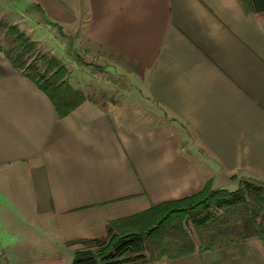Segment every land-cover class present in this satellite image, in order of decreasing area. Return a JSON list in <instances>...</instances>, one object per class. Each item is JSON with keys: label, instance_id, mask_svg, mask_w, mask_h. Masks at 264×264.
I'll return each mask as SVG.
<instances>
[{"label": "crops", "instance_id": "0c3cea01", "mask_svg": "<svg viewBox=\"0 0 264 264\" xmlns=\"http://www.w3.org/2000/svg\"><path fill=\"white\" fill-rule=\"evenodd\" d=\"M4 19L44 46L54 37L88 97L59 119L0 52L4 264H73L113 221L210 182L264 184V13L241 0H0ZM101 73L128 86L116 106L89 98L117 91ZM150 264H264V243Z\"/></svg>", "mask_w": 264, "mask_h": 264}, {"label": "trees", "instance_id": "16d2710c", "mask_svg": "<svg viewBox=\"0 0 264 264\" xmlns=\"http://www.w3.org/2000/svg\"><path fill=\"white\" fill-rule=\"evenodd\" d=\"M251 14L264 13V0H241ZM8 32L15 37L17 52L5 53L15 70L28 78L51 101L59 119L73 114L88 97L75 90L68 81V69L57 59L42 56V68L28 64L27 58L37 52V46L18 28L10 27ZM27 57V58H26ZM80 65L86 66L79 61ZM232 193L214 191L212 183L206 184L197 195L162 205L108 225V237L85 241V251L78 253L73 264H150L161 259H179L195 253L204 254L219 247L244 243L248 239H264V232L256 230L254 218L241 222L246 228L230 229L227 222L210 229L204 225L205 238L198 247L192 236L184 230V224L200 218V212L212 207L223 208L233 202ZM205 224V223H204ZM96 248V252L92 251ZM159 252L156 255L155 252ZM150 259H148V256Z\"/></svg>", "mask_w": 264, "mask_h": 264}, {"label": "rangeland", "instance_id": "374dc122", "mask_svg": "<svg viewBox=\"0 0 264 264\" xmlns=\"http://www.w3.org/2000/svg\"><path fill=\"white\" fill-rule=\"evenodd\" d=\"M10 27L18 28V26L11 25L10 22H5V19L0 20V52H3L4 55L8 52L18 51V45L16 44L15 37L8 32V29ZM52 38L55 39L54 37ZM30 40L34 42L32 39ZM52 40L50 42L47 41L45 43V46L39 42H34L37 46V52L29 56L28 58L26 57L28 60V64H35L38 65V67L42 68V63L40 61L42 56H46L47 58H55V56L52 54V48L54 47V42ZM102 73L100 74V81L105 82V80L108 79L114 80L115 84L118 83L116 85L117 91L108 92L106 90H103L96 93V95H94L93 97L89 98L95 101L111 104L113 103L114 106H116L119 104L121 99L120 93L118 91L128 88V86L124 84V80L120 79L119 76L114 78L110 75L103 76ZM120 82L122 84H120ZM131 97L134 98V96ZM232 189V192L228 191L229 193L233 194V197L230 198L233 199V202L230 205L224 204L223 208L218 209L216 207H212L209 210L201 211L200 218H197V220H195L194 222L189 221L184 224V230L192 236L198 247L201 244L200 239L205 238L204 230H202V227L204 225H207L210 229H212L218 227L219 223L227 222L229 223L227 225L231 227L230 229H240L243 233H245L246 228H244V224H242L241 221L243 219L249 220L254 218L257 224L256 230L264 232V184L252 180L239 179L238 181H235L233 183ZM254 239H257L260 242L264 243V239L262 240L259 237H252L248 240ZM92 251L97 253L96 248H92ZM155 254L159 255V252L157 251L155 252ZM148 259H150V256H148Z\"/></svg>", "mask_w": 264, "mask_h": 264}, {"label": "built area", "instance_id": "2783aa9c", "mask_svg": "<svg viewBox=\"0 0 264 264\" xmlns=\"http://www.w3.org/2000/svg\"><path fill=\"white\" fill-rule=\"evenodd\" d=\"M0 264H4V258L1 252H0Z\"/></svg>", "mask_w": 264, "mask_h": 264}]
</instances>
